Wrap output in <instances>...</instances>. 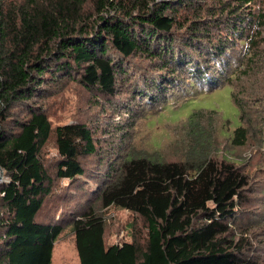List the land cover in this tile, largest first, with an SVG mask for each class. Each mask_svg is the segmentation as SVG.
<instances>
[{
  "label": "trees",
  "instance_id": "1",
  "mask_svg": "<svg viewBox=\"0 0 264 264\" xmlns=\"http://www.w3.org/2000/svg\"><path fill=\"white\" fill-rule=\"evenodd\" d=\"M254 1L0 0V264H53L69 226L79 264H261L264 251L252 255L246 233L264 228V217L237 229L253 214L245 206L255 186L233 153L264 136L249 117L264 94L247 106L234 83L241 64L264 55V12ZM133 58L166 71L144 73L137 86ZM129 81L134 100L162 101L157 113L169 85L230 84L241 124L230 135L218 111L195 110L165 145L117 153L98 179L85 166L101 152L95 130L82 120L54 123L56 95L76 85L113 105ZM87 176L98 182L87 200L51 218L62 180L71 189ZM111 206L143 219L146 235L108 244L101 212Z\"/></svg>",
  "mask_w": 264,
  "mask_h": 264
},
{
  "label": "rangeland",
  "instance_id": "2",
  "mask_svg": "<svg viewBox=\"0 0 264 264\" xmlns=\"http://www.w3.org/2000/svg\"><path fill=\"white\" fill-rule=\"evenodd\" d=\"M253 5L255 11L264 12V0H255ZM262 45L264 48V43ZM238 47L240 48V46ZM263 57L264 55L254 60V63L251 61L249 68L241 64L238 76L234 80L236 89L241 91L247 106L253 104L254 100L250 99H253L256 94H264ZM133 63H138L142 68L139 69L140 72L134 80L137 86L140 84L141 76L144 73H150L152 77H156L166 71L158 66L160 64L156 65L155 61L133 58ZM244 69H246V72H244ZM232 93L233 87L230 84L211 88L208 86L203 88L197 85L190 86L189 83L187 85L175 84L174 88L169 85V100L162 110L157 113L162 101L157 104H151L145 103L138 98L134 100L132 98L131 81L122 84L115 98L116 103L113 105L107 104L101 98L93 99L90 94L78 89V86L71 85L60 95H56L55 102L57 103L53 106L55 116L52 117V120L54 123L82 120L95 130L101 152L95 156H88L85 159V166L88 174L99 176L98 179H102V174L108 171L110 160L117 153L136 150L139 154H143L145 150L159 149L170 139H173V131L171 129L176 127L175 124L186 119L195 110L218 111L227 123L225 132L231 135L233 130L241 124L240 110L234 103ZM252 107L249 117L251 116L254 119L257 127L264 126V105L254 103ZM152 113L157 114L152 117ZM150 117L152 118L149 120ZM208 122L207 117H205L203 123ZM251 139L247 147L233 152L236 157L243 159V168L250 175L252 184L255 186V190L251 191L250 204L245 206L253 214L240 218L239 221L242 220L243 224L238 226L237 229L239 227L243 228L246 222L258 223L260 220L258 222L254 220L259 219L257 215L264 217V204H258L259 201L264 202V136L258 142H256V138H254L255 140ZM220 140L222 143H226L221 136ZM221 146L224 147L223 144ZM56 153L55 147L50 145L48 154L55 156ZM167 153L168 159L178 158L174 152L168 150ZM68 182V180L63 179L61 185L58 186L57 195H60V200H57L56 195L55 199H53L54 203H49V205H52L54 212L50 214L51 218L56 214L62 215L69 211H74L81 202L87 200L88 196L83 194L90 192L98 183L95 177L87 176L83 185L82 182H79L77 187L70 184L71 187L69 188L71 189H68ZM101 213L106 218V239L108 244H121L124 241H132L133 232L141 235L142 238L146 235L147 227L143 219L135 216L127 209L111 206L103 208ZM57 215L56 218L58 217ZM238 231L240 230H236V232ZM246 234L252 240L254 246L250 251L252 255L256 251H264V228L248 231ZM79 263L75 234L69 226L61 233L55 243L53 264ZM261 264H264V256L261 258Z\"/></svg>",
  "mask_w": 264,
  "mask_h": 264
}]
</instances>
